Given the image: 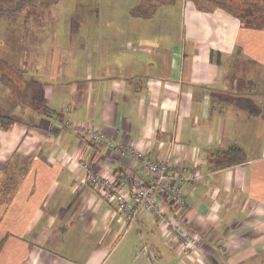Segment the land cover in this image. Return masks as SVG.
<instances>
[{"label": "crops", "instance_id": "1", "mask_svg": "<svg viewBox=\"0 0 264 264\" xmlns=\"http://www.w3.org/2000/svg\"><path fill=\"white\" fill-rule=\"evenodd\" d=\"M79 2L94 22L46 8L1 16V33L29 42L21 56L0 49L16 70L0 74V116L13 120L0 128V190L12 182L0 192V264H104L126 225L87 174L148 182L140 163L66 122L134 145L177 183L198 177L183 180L184 207L165 209L201 243L186 264H264V29L189 0L146 17L132 14L144 0ZM133 222L157 233L140 264H162L161 248L177 264L155 216Z\"/></svg>", "mask_w": 264, "mask_h": 264}, {"label": "built area", "instance_id": "2", "mask_svg": "<svg viewBox=\"0 0 264 264\" xmlns=\"http://www.w3.org/2000/svg\"><path fill=\"white\" fill-rule=\"evenodd\" d=\"M65 126L97 148L108 146L119 156L140 163L148 176L147 183L139 181L132 175L111 179L93 172H89L86 179L98 190L103 200L113 206L114 212L124 221L129 223L136 221L140 215L155 216L159 221V229L163 237L173 249L177 250L179 264H186L188 260H192L201 244L197 235L173 216H168L165 209L184 207L186 199L182 186L183 180L192 184L198 177L184 175L178 178L177 183L176 177L170 173L166 163L144 158L134 145H116L106 133L96 129L76 127L70 122H66Z\"/></svg>", "mask_w": 264, "mask_h": 264}, {"label": "rangeland", "instance_id": "3", "mask_svg": "<svg viewBox=\"0 0 264 264\" xmlns=\"http://www.w3.org/2000/svg\"><path fill=\"white\" fill-rule=\"evenodd\" d=\"M20 0H0V8H2L3 11H7L6 13H3V16H15L17 14H11L9 11L14 9L17 5V3ZM54 0H33V4L30 5L28 8H25L24 10H36L38 8L41 9H47V10H51V11H56L59 13V15L62 17H64L65 13H69L71 10H75L76 14L80 17H86V18H90L88 20H91V23L95 21V19L90 15L86 13V9L84 7H82V3L79 2L77 0H62V3L58 4L56 7H49V5L52 4ZM203 5L207 6V7H211V5H208L206 3H203ZM49 7V9H48ZM1 16L0 15V24H1ZM62 19V18H61ZM82 20V19H77ZM85 21V20H84ZM74 22L76 23V19L74 20ZM86 22V21H85ZM77 27H74V29H76ZM29 39V38H28ZM28 39L21 38L18 39L17 36H13V33H9V34H4L0 32V49L3 48L2 45L4 46H8V45H12L13 44V49L12 52L13 54H18L19 51L17 48L18 43L21 42H29ZM26 47V44H25ZM8 48L11 49V46H8ZM2 54V51L0 50V55ZM7 57L8 58H12L13 54H9L8 51L6 52ZM23 53H20V56ZM4 55V54H3ZM2 56V55H1ZM0 56V57H1ZM8 65V64H6ZM9 66V65H8ZM10 67V72L15 71L14 69H12L11 66ZM5 69V67H1L0 65V73L5 72L2 69ZM13 83H10L9 85H11ZM16 90V89H15ZM21 93L19 94L21 97L23 95H25V93L27 95H30L26 90L24 91L23 89L20 90ZM18 95V94H17ZM17 95H15L17 97ZM118 219L122 220V222L126 225L124 227L123 232H121L120 234V239L117 242L118 244L115 246L114 250L110 253V255L106 258L104 264H133L134 259H135V264H140V261L138 260L140 256L144 257L146 256L143 252H145V250L150 249V242L152 241V235L156 236V232L146 228V226L144 224H140L137 222H133V223H129L124 221L120 216H118ZM155 238V237H154ZM167 249L161 248L160 249V253L163 256L162 258V264H175V262H168L167 260V256H170L167 252ZM142 253V255H141ZM144 255V256H143ZM172 257V256H171ZM173 259V257H172ZM148 260V259H147ZM174 261V260H173ZM148 262V261H147ZM145 264H158V262H156L155 260H152V262H148ZM177 264H179V261H177Z\"/></svg>", "mask_w": 264, "mask_h": 264}, {"label": "trees", "instance_id": "4", "mask_svg": "<svg viewBox=\"0 0 264 264\" xmlns=\"http://www.w3.org/2000/svg\"><path fill=\"white\" fill-rule=\"evenodd\" d=\"M194 3L197 10L205 12L206 9L202 7V2L211 7H216L221 10L228 12L239 20L241 27L251 28V29H264V0H189ZM175 3V0H144V5L141 7H136L133 9L132 14L137 16H148L149 13L154 12L158 5L163 3ZM34 2L33 0H20L16 7L9 12L17 14L28 8ZM202 4V5H201ZM204 6V5H203ZM7 11H3L0 8V15ZM1 67L6 65L4 62L0 61ZM10 67H8L9 69ZM5 73V72H4ZM1 74V73H0ZM238 107L246 110L250 115L257 114V108L247 99H234L233 101ZM13 124V120L0 116V128L3 130H8ZM238 151V149H235ZM240 152V151H238ZM10 182L8 179L3 183L1 187V195L6 196L10 194ZM12 191V190H11Z\"/></svg>", "mask_w": 264, "mask_h": 264}]
</instances>
